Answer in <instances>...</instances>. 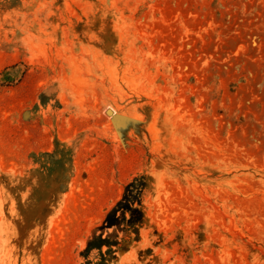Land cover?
<instances>
[{"label":"rangeland","instance_id":"rangeland-1","mask_svg":"<svg viewBox=\"0 0 264 264\" xmlns=\"http://www.w3.org/2000/svg\"><path fill=\"white\" fill-rule=\"evenodd\" d=\"M0 264H264V0H0Z\"/></svg>","mask_w":264,"mask_h":264}]
</instances>
